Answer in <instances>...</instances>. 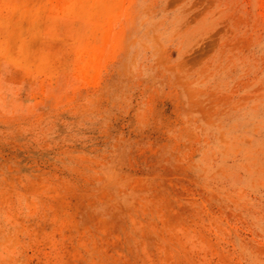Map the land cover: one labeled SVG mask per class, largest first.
I'll return each mask as SVG.
<instances>
[{
    "label": "rangeland",
    "instance_id": "1",
    "mask_svg": "<svg viewBox=\"0 0 264 264\" xmlns=\"http://www.w3.org/2000/svg\"><path fill=\"white\" fill-rule=\"evenodd\" d=\"M0 264H264V0H0Z\"/></svg>",
    "mask_w": 264,
    "mask_h": 264
}]
</instances>
